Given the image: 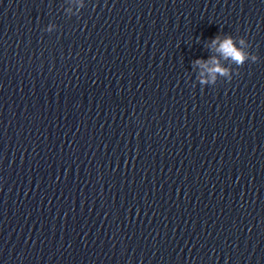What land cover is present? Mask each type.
<instances>
[{
  "label": "clouds",
  "instance_id": "1",
  "mask_svg": "<svg viewBox=\"0 0 264 264\" xmlns=\"http://www.w3.org/2000/svg\"><path fill=\"white\" fill-rule=\"evenodd\" d=\"M48 31L51 32V27L48 28ZM245 46L246 41L243 37L237 40L230 34L224 35L223 39H221L220 35H216L211 39L210 45H208L209 51L214 48L224 59L230 60L235 64L237 69L246 62L255 63L259 59L251 51H245ZM194 66H198L201 69L199 74V84L201 86H214L218 76L225 77L226 81L233 79L232 71L222 66L216 56H212L208 60L197 59L194 62Z\"/></svg>",
  "mask_w": 264,
  "mask_h": 264
}]
</instances>
